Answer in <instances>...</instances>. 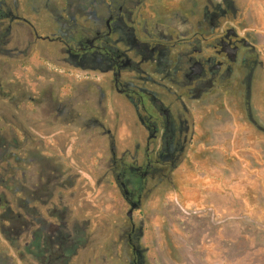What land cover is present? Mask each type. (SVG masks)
<instances>
[{
    "label": "flooded vegetation",
    "instance_id": "flooded-vegetation-1",
    "mask_svg": "<svg viewBox=\"0 0 264 264\" xmlns=\"http://www.w3.org/2000/svg\"><path fill=\"white\" fill-rule=\"evenodd\" d=\"M51 21L58 35L50 33ZM255 35L233 0H0V119L6 117L4 100L13 110L19 103L9 59L27 56L35 43L58 42L64 72L108 78L95 82L100 96L107 81L142 127L141 143L119 156L112 130L104 132L112 183L128 205L127 264H149L138 244L142 226L133 221V212H142L145 179L157 165H175L185 144L192 161L200 154L205 170L206 153L214 146L200 139L209 128L205 115L214 105L222 107L231 90L249 94L263 57ZM244 105L245 119L259 128L246 100ZM9 118L18 121L13 111ZM18 138L12 133L11 143L0 141V264H69L83 242L81 225L75 216L66 219V199L56 191L67 184L57 181L50 166L42 183L19 177ZM218 147L225 156V137ZM8 157L13 164L3 165Z\"/></svg>",
    "mask_w": 264,
    "mask_h": 264
},
{
    "label": "rangeland",
    "instance_id": "rangeland-1",
    "mask_svg": "<svg viewBox=\"0 0 264 264\" xmlns=\"http://www.w3.org/2000/svg\"><path fill=\"white\" fill-rule=\"evenodd\" d=\"M233 1L243 25L256 34L263 57L249 94L231 90L222 107L214 105L205 115L209 128L200 139L214 143L206 153L210 162L205 170L200 154L192 161V149L185 144L175 165H157L146 177L142 212L135 210L133 221L142 226L138 244L149 264H264V0ZM57 32L51 21L50 33ZM46 42L32 45L25 57L9 59L19 87L14 101L19 103L13 110L4 100L0 141L11 143L12 133L19 137V177L42 183L51 168L57 181L67 184L56 191L70 209L66 219L75 216L81 225L83 242L69 264H127L128 205L112 183L104 131L112 130L119 156L141 143L142 127L107 81L100 96L95 82L108 78L64 72L59 43ZM245 100L259 128L245 119ZM11 111L17 123L9 118ZM95 119L104 126H95ZM224 137L225 156L218 147ZM6 163L13 164L12 157Z\"/></svg>",
    "mask_w": 264,
    "mask_h": 264
}]
</instances>
